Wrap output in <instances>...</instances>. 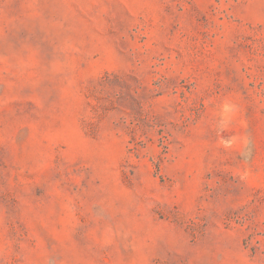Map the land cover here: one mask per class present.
<instances>
[{
	"label": "rangeland",
	"instance_id": "obj_1",
	"mask_svg": "<svg viewBox=\"0 0 264 264\" xmlns=\"http://www.w3.org/2000/svg\"><path fill=\"white\" fill-rule=\"evenodd\" d=\"M0 264H264V0H0Z\"/></svg>",
	"mask_w": 264,
	"mask_h": 264
}]
</instances>
